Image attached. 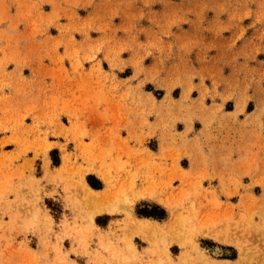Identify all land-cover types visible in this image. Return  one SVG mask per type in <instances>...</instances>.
<instances>
[{"label": "rangeland", "instance_id": "obj_1", "mask_svg": "<svg viewBox=\"0 0 264 264\" xmlns=\"http://www.w3.org/2000/svg\"><path fill=\"white\" fill-rule=\"evenodd\" d=\"M0 264H264V0H0Z\"/></svg>", "mask_w": 264, "mask_h": 264}, {"label": "bare ground", "instance_id": "obj_2", "mask_svg": "<svg viewBox=\"0 0 264 264\" xmlns=\"http://www.w3.org/2000/svg\"><path fill=\"white\" fill-rule=\"evenodd\" d=\"M83 184H84V183H83ZM83 184H82V185H83ZM86 188H87V187H86ZM87 189H88V188H87ZM87 189H86V190H87ZM88 190H89V189H88ZM85 192H86V191H85ZM90 194H91V193H90ZM90 194H89V196H88L89 199L87 198V201L89 202L90 198H92L90 201L92 202V204H95V203H94L95 200H94L93 198H94L96 195H95L94 193H93V195H90ZM94 195H95V196H94ZM91 196H93V197H91ZM101 196H102V195H101ZM97 197H98V196H97ZM97 197H96V199H97ZM98 198H99V197H98ZM100 198H101V197H100ZM100 198H99V201H100ZM104 198H105V197H104ZM117 199H118V198H117ZM92 200H93V201H92ZM103 200H104V199H103ZM99 201H97L99 206H97V205H96V206H93L94 209L99 208L101 204H104V203H101V204H100ZM118 201H120V198H119V200L116 201V203L114 202V204H112V202H110L113 206L110 205V203H109L107 200H105L104 202H105L106 204H108L109 207L112 208V207H116L115 204H117ZM91 202H89V203H91ZM100 202H101V201H100ZM107 202H108V203H107ZM89 203H88V204H89ZM118 203H119V202H118ZM92 204H91V205H92ZM96 204H97V203H96ZM122 205H123V204H122ZM119 206H120V203H119ZM105 207H107V206H105ZM121 207H122V206H121ZM107 208H108V207H107ZM108 210H109V209H108ZM97 212H98V211H97Z\"/></svg>", "mask_w": 264, "mask_h": 264}, {"label": "crops", "instance_id": "obj_3", "mask_svg": "<svg viewBox=\"0 0 264 264\" xmlns=\"http://www.w3.org/2000/svg\"><path fill=\"white\" fill-rule=\"evenodd\" d=\"M105 188H106V184H105V182H104V186H103V188L102 189H100V190H97V192H103L104 190H105ZM103 214V213H102ZM107 214V213H106ZM99 215H97V217H98ZM101 217V216H100Z\"/></svg>", "mask_w": 264, "mask_h": 264}, {"label": "trees", "instance_id": "obj_4", "mask_svg": "<svg viewBox=\"0 0 264 264\" xmlns=\"http://www.w3.org/2000/svg\"><path fill=\"white\" fill-rule=\"evenodd\" d=\"M93 187H95V188H98V186L96 187V186H94V185H93ZM144 215H146V216H151V214H150V213H148V214H147V213H145Z\"/></svg>", "mask_w": 264, "mask_h": 264}]
</instances>
